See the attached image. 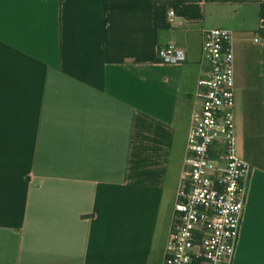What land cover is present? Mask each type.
I'll return each mask as SVG.
<instances>
[{
	"label": "crops",
	"instance_id": "0c3cea01",
	"mask_svg": "<svg viewBox=\"0 0 264 264\" xmlns=\"http://www.w3.org/2000/svg\"><path fill=\"white\" fill-rule=\"evenodd\" d=\"M263 1L0 0V264H162L203 27L233 31V264H264ZM169 42L188 60H160Z\"/></svg>",
	"mask_w": 264,
	"mask_h": 264
},
{
	"label": "built area",
	"instance_id": "2783aa9c",
	"mask_svg": "<svg viewBox=\"0 0 264 264\" xmlns=\"http://www.w3.org/2000/svg\"><path fill=\"white\" fill-rule=\"evenodd\" d=\"M170 10L169 21L182 25ZM160 60L184 62L185 47H159ZM182 178L162 264H233L246 208L249 164L239 155L233 31L203 27Z\"/></svg>",
	"mask_w": 264,
	"mask_h": 264
},
{
	"label": "rangeland",
	"instance_id": "374dc122",
	"mask_svg": "<svg viewBox=\"0 0 264 264\" xmlns=\"http://www.w3.org/2000/svg\"><path fill=\"white\" fill-rule=\"evenodd\" d=\"M256 13V10L255 9H252V10H247V11H245L244 13H246V14H252V13Z\"/></svg>",
	"mask_w": 264,
	"mask_h": 264
},
{
	"label": "trees",
	"instance_id": "16d2710c",
	"mask_svg": "<svg viewBox=\"0 0 264 264\" xmlns=\"http://www.w3.org/2000/svg\"><path fill=\"white\" fill-rule=\"evenodd\" d=\"M260 7H261V13L264 14V1H263V3L261 4Z\"/></svg>",
	"mask_w": 264,
	"mask_h": 264
}]
</instances>
